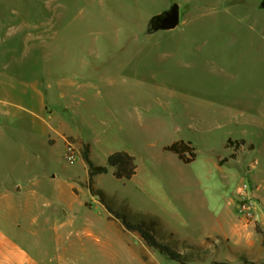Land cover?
I'll use <instances>...</instances> for the list:
<instances>
[{
  "label": "rangeland",
  "instance_id": "374dc122",
  "mask_svg": "<svg viewBox=\"0 0 264 264\" xmlns=\"http://www.w3.org/2000/svg\"><path fill=\"white\" fill-rule=\"evenodd\" d=\"M171 32L145 35L171 4ZM259 0H0V230L38 264H176L108 214L79 156L125 152L132 179L93 178L129 222L157 221L188 264L264 263V11ZM244 139V140H243ZM243 140L234 152L227 143ZM71 141V140H70ZM190 143L184 164L164 150ZM254 162L257 166L250 169ZM258 223L236 215V187ZM3 186L0 184V194ZM258 228V230L256 229Z\"/></svg>",
  "mask_w": 264,
  "mask_h": 264
},
{
  "label": "trees",
  "instance_id": "16d2710c",
  "mask_svg": "<svg viewBox=\"0 0 264 264\" xmlns=\"http://www.w3.org/2000/svg\"><path fill=\"white\" fill-rule=\"evenodd\" d=\"M71 141H73L70 138ZM227 143L233 145L232 159L236 157L235 153L240 146L244 144L243 140ZM165 151L174 154L178 160L184 164L191 163L195 158V148L190 143L182 141L175 142L164 148ZM80 158L87 167V187L93 196L99 198L101 204L105 207L108 214L120 221L122 227L130 233L136 234L142 242L149 248L158 251L167 260L176 264H188L185 254H180L170 248L168 245L161 243L156 236L157 221L153 218L138 216L136 222H129L124 216L115 214L105 203L104 195L99 190L93 189V178L97 175L107 174L108 168L113 170L112 175L117 180H130L136 173L134 158L125 152H116L107 157L106 167L95 166L90 160V150L87 144H81ZM258 230V228L256 227ZM259 231V230H258ZM241 264H257L243 258ZM264 264V263H260Z\"/></svg>",
  "mask_w": 264,
  "mask_h": 264
},
{
  "label": "built area",
  "instance_id": "2783aa9c",
  "mask_svg": "<svg viewBox=\"0 0 264 264\" xmlns=\"http://www.w3.org/2000/svg\"><path fill=\"white\" fill-rule=\"evenodd\" d=\"M79 156L78 148L73 141H65L64 144V162L73 164ZM257 163L250 165V169H254ZM236 215L237 218L244 223H258L259 214L257 211V197L254 190L244 181H242L235 190Z\"/></svg>",
  "mask_w": 264,
  "mask_h": 264
},
{
  "label": "crops",
  "instance_id": "0c3cea01",
  "mask_svg": "<svg viewBox=\"0 0 264 264\" xmlns=\"http://www.w3.org/2000/svg\"><path fill=\"white\" fill-rule=\"evenodd\" d=\"M65 137L77 139L83 144L85 141L79 136H73L67 133L60 134L62 142ZM244 140V139H243ZM3 186V191L0 194V201L5 200L10 195L7 185L0 183ZM0 264H38L33 261L29 255L23 250V247L10 239L3 230H0Z\"/></svg>",
  "mask_w": 264,
  "mask_h": 264
},
{
  "label": "water",
  "instance_id": "95a60500",
  "mask_svg": "<svg viewBox=\"0 0 264 264\" xmlns=\"http://www.w3.org/2000/svg\"><path fill=\"white\" fill-rule=\"evenodd\" d=\"M258 8L264 11V0H259ZM180 22L179 6L171 4L167 10L152 16L146 23L145 35L150 36L158 32H171Z\"/></svg>",
  "mask_w": 264,
  "mask_h": 264
}]
</instances>
